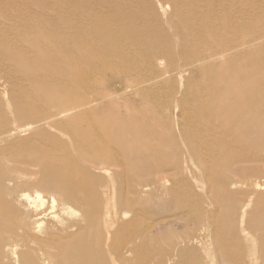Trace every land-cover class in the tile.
<instances>
[{
  "label": "bare ground",
  "instance_id": "1",
  "mask_svg": "<svg viewBox=\"0 0 264 264\" xmlns=\"http://www.w3.org/2000/svg\"><path fill=\"white\" fill-rule=\"evenodd\" d=\"M86 1L72 0L63 7L65 13L72 11L63 22L68 30L65 38L47 40L45 45L33 36L27 41L34 52L32 58L27 52L13 53L5 47L8 58L0 59L1 66H12L20 79L28 82V86L24 84L16 92H7L10 97L4 103L0 101V264H156L161 260L154 248L158 241L147 231L153 223L122 235L123 226L130 222L129 211L133 218L138 217L126 192L134 193L132 201L137 204L141 201L140 187L158 185L159 177L164 176L163 165L177 163L167 158L157 159L148 170L147 175L152 176L149 182L128 170V166L144 162L141 156L154 152L141 142L142 133L172 129L177 118L148 124L149 111L158 109L155 104L125 113L119 112L115 104H106L99 115L96 107L106 103L111 89L93 90L95 75L107 74L120 66L140 72L152 66L153 53L156 58H162L160 71L154 72L157 80L174 85L188 80V74H211L217 68L227 71L236 61L253 60L256 48L264 41V30L251 31L245 39H235L236 36L225 32L215 38L216 48L212 49L208 41L217 35L215 29L210 27L196 35L187 20L184 21L190 29L187 43L172 41L179 32L176 23L174 33L168 30L165 34L160 29L158 38L150 40L151 47L145 48L148 39L135 35L141 32L139 27L126 28L122 16L96 15L82 5ZM134 2L157 20H164L171 0L158 1L159 5L150 0ZM112 25L125 31V39L136 45L134 52L116 44L124 46L127 42L114 38L116 31ZM91 35L100 40L89 42L85 37ZM105 54L113 55L118 65L107 60ZM226 77L220 74L221 80ZM259 83L249 86L238 82L239 90L233 99L206 103L203 113L211 114L213 120L205 131L198 135L181 134L183 139H191L185 144L189 148L186 151L193 155L194 166L203 164L201 155L206 142L222 146L226 154L233 155L229 174L220 184L224 189L246 180L250 183L251 178L264 181V104L244 103L248 97L264 101L260 88L264 78ZM138 93L147 94L148 90L139 88ZM240 146L262 152L236 155ZM165 188L169 189L167 185ZM46 197L49 204L44 207ZM166 197L174 204L188 200L186 196L180 199L172 191ZM258 203L264 207L263 198ZM43 218L52 220L44 229ZM188 221L192 223L194 218ZM257 225L264 229V216ZM236 228L237 220H231L223 222L219 229L220 247L224 255H229V264H239L231 259L234 246L252 251L257 240L264 251V234L254 235L249 229ZM184 232H188L183 240L189 245L186 255L192 257L198 252L200 257L193 260L178 252L184 256L180 262H202L208 240L199 229L187 227ZM229 238L232 245L227 243Z\"/></svg>",
  "mask_w": 264,
  "mask_h": 264
},
{
  "label": "rangeland",
  "instance_id": "2",
  "mask_svg": "<svg viewBox=\"0 0 264 264\" xmlns=\"http://www.w3.org/2000/svg\"><path fill=\"white\" fill-rule=\"evenodd\" d=\"M71 1L0 0V59L8 58L5 53L8 50L9 52L13 51V53L15 50H22L20 52H27L29 58H32L34 52L30 50L27 41L33 36L44 44L48 43L47 40L50 39L65 38L68 35L66 34L68 30L63 22L72 15V11L65 13L63 9L65 4H70ZM134 1L136 0H88L82 5L89 7L92 13L102 15L105 18L122 16L126 22V28L139 27L141 32L140 34L135 33V35L136 38L148 39L145 41V48L151 47L149 46L150 40L158 38L160 29L164 30L165 34L168 30L174 33L173 26L176 23L179 32L177 35H173L172 41L175 44L187 43V35L190 32L184 23L187 20L194 27L196 35L210 27L215 29L217 35L208 41L212 49L216 48L217 39L215 38L225 32L230 36H236L235 39H245L246 34L251 31L257 33L259 30H264V0H171L170 5L166 6L167 16L164 20H157L149 12H146L147 10L134 5L136 3ZM150 1L154 5H159L158 1L161 0ZM77 23L80 24L81 22L77 20ZM111 27L116 31L114 35L116 40L127 42L124 43V46L117 42L116 44L128 52H134L136 45H132L125 39V31H122L119 26L112 25ZM85 38L89 42L90 40L93 42L95 39L97 42L100 40L99 37L93 35ZM5 47L11 49L7 48V50ZM127 48L129 49L127 50ZM105 55L112 64L118 65L113 55ZM152 55L154 58L150 63L152 66L143 68V71L131 72L130 69H123L124 67L120 66L107 74L95 75L94 83L91 85L95 91L111 89L110 97L106 103L101 102L96 107V112L99 115L104 112L106 104L117 105L116 108L122 113L133 108L139 111L145 110V106L155 104L158 109L157 111H149L146 117L148 124L163 122L168 117L174 120L177 118L172 129L142 133L141 142L150 146L154 152L152 151L153 154L150 153L151 155L148 154L145 157L141 156L142 159H145L144 162L130 164L128 170L139 173L149 182L152 176L147 175L150 172L148 170L155 165L157 159L167 158L177 164L163 165L161 173L164 176L159 177L158 185L147 184V186L140 187L142 190L140 193L141 201L137 204L132 201L134 193L126 192L128 201L130 200L132 206L135 205L134 211L136 213L134 214H137L138 217L133 218L132 212L129 211L127 218H130V222L127 226H123L121 232L124 234L122 235L128 234L131 230H136L138 227H146L147 224L152 225L153 223L147 231L153 239L155 237L158 241L154 248L160 254L161 260H157L156 264H229V255L227 253L224 255L220 247L222 239L218 236L219 229H222L223 222L237 220L236 229H249L254 235L264 234V229L257 225L259 218L264 216V207L258 203L259 199H264V181L257 180V182L255 178H253L255 180L251 178V184L246 180L229 189L220 187L223 179L229 174L228 166L231 165L233 155L226 154L225 148L222 146L210 145L209 142H206V146L203 148L205 151L201 155L203 164L194 166L192 165L193 155L186 151L188 147L185 144L190 143L191 139L185 140L183 135H198L205 131V127H208L213 116L203 113L206 103L233 99V95L239 90L238 82L249 86L260 84V80L264 78V41L256 48L253 60L245 58L236 61L234 66H231L227 71H221L217 68L211 74H188V80H180L174 85H168L164 81L157 80L154 72L160 71L162 58H156L153 53ZM0 68L2 70L0 72V101L4 103V99L10 97L7 92H16L17 89L24 87V84L28 86V82L20 79L19 73L8 64H3ZM220 74H226L227 77L221 80ZM214 78L216 79L213 80ZM119 82H123V85L121 86ZM139 88H146L148 93L137 94ZM260 88L264 93V85H261ZM244 103L247 106H261L264 101L259 98L248 97ZM181 110L188 114V117L182 115ZM152 111L155 113L152 114ZM201 112L203 114H200ZM143 126L145 127V125ZM143 126L139 127L143 128ZM182 132L183 135L181 136ZM238 149L236 155L239 153L259 155V152H262L259 149L258 151L255 149L246 150L242 146ZM226 162L229 165L226 166ZM166 185L169 189L165 188ZM170 191L179 196L180 199V196H186L188 200L181 199L182 202L174 204L166 197ZM45 199H43L44 207L49 204L47 197ZM194 207H197L196 211L193 210ZM188 218L191 221L194 218V221L192 223L187 222ZM51 221L50 218L47 220L43 218L42 228L47 227L46 225ZM159 222L160 224H157ZM187 227L201 230L204 238L208 240L209 245L206 252H203L204 259L202 262H195L200 257L198 252H195L192 257L186 255L189 245L185 244L183 240L188 233L184 232ZM230 229L235 230V228ZM227 243L232 245V238H229ZM253 245L252 251L234 246L231 259L236 260L239 264H264V251L262 252L263 249H261L263 245L257 240ZM178 252H184L187 258L196 260L194 262H180L184 260V256ZM206 253L207 256H205Z\"/></svg>",
  "mask_w": 264,
  "mask_h": 264
}]
</instances>
